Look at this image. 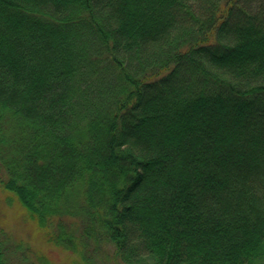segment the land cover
<instances>
[{"label": "trees", "instance_id": "16d2710c", "mask_svg": "<svg viewBox=\"0 0 264 264\" xmlns=\"http://www.w3.org/2000/svg\"><path fill=\"white\" fill-rule=\"evenodd\" d=\"M0 192L65 264H264V0H0Z\"/></svg>", "mask_w": 264, "mask_h": 264}, {"label": "rangeland", "instance_id": "374dc122", "mask_svg": "<svg viewBox=\"0 0 264 264\" xmlns=\"http://www.w3.org/2000/svg\"><path fill=\"white\" fill-rule=\"evenodd\" d=\"M3 194L0 192V246L4 253V259L9 258L11 251L15 249V243L20 242L24 243L27 246H32V248H40L43 250L45 255L49 257L52 261H55L56 264H65L68 260L76 258L75 255L71 253H60L54 249L48 247V245L38 239L32 229L28 225H24L25 222L21 220V216L16 213L12 206L3 203L2 201ZM8 216V221L4 220ZM27 223V222H26ZM33 248V249H34ZM31 252V251H30ZM22 253H26L25 256H28V259L23 263L19 261ZM33 253V250L32 252ZM30 255L25 252H18L17 257H15V264H28L29 261H34L32 254ZM96 257L92 264H115L116 261L112 258V251L108 249H101L96 252ZM69 263V262H68Z\"/></svg>", "mask_w": 264, "mask_h": 264}]
</instances>
